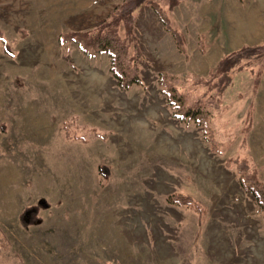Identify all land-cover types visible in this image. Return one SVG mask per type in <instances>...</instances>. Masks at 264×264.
<instances>
[{"label": "rangeland", "instance_id": "1", "mask_svg": "<svg viewBox=\"0 0 264 264\" xmlns=\"http://www.w3.org/2000/svg\"><path fill=\"white\" fill-rule=\"evenodd\" d=\"M121 1L0 0L12 53L0 42V264H264V215L225 164L246 156L264 183V67L255 91L250 72L263 61L236 71L221 96V153L172 116L158 81L206 79L223 55L264 41L223 35L230 8L245 4L232 14L249 23L264 0H181L169 15L184 53L143 4L133 27L141 84L123 90L106 54L59 41L96 29ZM178 194L202 215L171 204ZM42 201L39 221L21 226L22 210Z\"/></svg>", "mask_w": 264, "mask_h": 264}, {"label": "trees", "instance_id": "2", "mask_svg": "<svg viewBox=\"0 0 264 264\" xmlns=\"http://www.w3.org/2000/svg\"><path fill=\"white\" fill-rule=\"evenodd\" d=\"M181 0H168L166 8L161 7L155 0H122L108 14L104 22L92 31H77L63 33L59 37L60 43L72 41L88 56L106 54L110 59L111 71L117 80L120 89H127L132 85L141 84L139 73V60L141 52L136 44L133 33L135 11L143 4L149 5L156 13L175 42L180 53L185 52L182 35L172 25L169 13ZM122 30V33H121ZM0 42L4 52L12 55L9 46L0 33ZM262 60L264 64V41L257 45H244L241 48L223 55L217 62L208 78L193 79L189 75L184 80L167 73H159L158 81L167 104L172 109V116L179 121L202 128V132L209 141L212 150L221 153V142L218 140L212 126L214 115L221 108V96L225 89L232 83V76L236 71L245 67L249 62ZM264 66L257 71L250 68L253 74V91L257 88L260 75ZM204 88L202 92L201 89ZM252 124V108L246 113L243 134H247ZM69 124L66 123L65 127ZM64 136L69 138L68 129L63 128ZM226 166L234 167L239 175L242 188L249 191L255 199L257 206L264 215V183L257 171L251 166L248 157L227 159ZM171 204L179 207L192 208L201 214L203 210L188 195H172L168 198ZM49 207L45 201L25 207L19 215V223L23 227L36 224L39 221L38 213Z\"/></svg>", "mask_w": 264, "mask_h": 264}, {"label": "crops", "instance_id": "3", "mask_svg": "<svg viewBox=\"0 0 264 264\" xmlns=\"http://www.w3.org/2000/svg\"><path fill=\"white\" fill-rule=\"evenodd\" d=\"M242 6H246V5L237 3V6H234V7L231 6L232 8H230V10H232V12L227 18L228 28H227L226 33H223V35L227 37V40H229V38H231L232 40V37L239 36L247 40H249V38H253L255 39V41H260L264 37V15L262 14L261 11H256L255 12L256 15L254 16V18H252V20H250L249 23H248V20L246 19L242 22L241 21L239 22L238 21L239 18H236V16L234 17V14L232 13H233L234 8H238V10H240L241 8H243ZM210 9L211 8H209V10H206V12H201V13H204V18L206 16L207 17L213 16V13L211 12ZM214 20L215 18L214 19L212 18V22ZM205 28L208 29V27H205ZM255 41L253 40V43Z\"/></svg>", "mask_w": 264, "mask_h": 264}]
</instances>
